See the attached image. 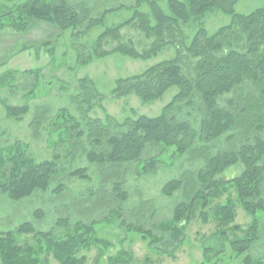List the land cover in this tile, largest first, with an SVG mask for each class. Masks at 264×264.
Here are the masks:
<instances>
[{
	"label": "trees",
	"instance_id": "16d2710c",
	"mask_svg": "<svg viewBox=\"0 0 264 264\" xmlns=\"http://www.w3.org/2000/svg\"><path fill=\"white\" fill-rule=\"evenodd\" d=\"M161 1L135 0L134 7L119 5L93 15L85 3L74 0H24L0 14V33L8 30L24 34L42 23L59 33L72 31L82 35L103 25L107 14L124 8L133 9L128 20L104 28L93 42L91 54L84 59L79 54L77 61L85 65L94 58L114 53L132 60L148 61L163 48L173 47V58L156 63L140 74L116 80L111 96L121 98L133 94L143 104H149L161 99L169 89H177L159 115H133L119 123L102 107L103 97L92 82L88 78L79 79L77 93L70 96V101L76 106L80 120L67 108H60L50 115V110L42 106L34 109L29 124L36 138L47 125L49 135L57 134L58 137L52 145L63 151L51 159L36 162L30 156L28 146L20 140L1 148L0 195L13 202L32 198L39 192L44 194L48 189L61 195L65 189L61 178L89 179L87 169L69 166L79 148L88 166L98 174V192L104 193L106 207L111 206L113 199L120 204L127 200L123 186L128 166L136 165L137 178L146 176L161 164L160 156L171 149L172 159L188 156L192 161L204 162L197 171H187L163 186L161 193L165 197L171 198L176 192H183L185 196L175 205L170 220L152 227L159 235L139 223L127 224L123 219V208L118 205L99 221H78L71 225L67 218L57 219L56 228H64L61 233L37 231L32 223L22 222L14 230L0 231V264H49V256L57 264H85L83 251L99 246L103 253L110 247V243L96 236L94 225L109 223L113 218L120 228L133 231L143 242L148 241L149 247H170L183 241L197 208L200 219L206 223V211L211 202L230 191L235 193V199L227 198L225 203L217 204L213 209L216 229L208 240L217 241L218 247L203 245L204 261L201 264H220L223 260L233 264H264V253L255 255L253 252L257 242L264 246L261 238L264 223L260 224V218L264 217V5L248 15H241L235 12L240 0H166L168 13H165L159 6ZM142 4L148 6V14L139 11ZM214 10L229 16L231 22L210 35L201 20ZM190 21H197L199 25L193 36L187 38L181 27ZM128 27L136 28L151 41L147 48L138 52L132 42H121L120 32ZM108 40L117 44L111 51L103 49ZM42 45L50 48L51 43ZM25 50L23 48L19 53ZM48 51L51 52V48ZM19 74L34 76L37 80L40 72L4 73L0 76V89L17 88ZM60 88L65 89L63 84ZM30 93H34L33 89ZM230 94L234 97L220 107L219 99ZM0 103L8 119L22 121L30 112L25 105ZM95 109L102 112V119L88 117ZM182 109L187 113L179 117ZM193 113L200 117L198 127L189 120ZM221 138L230 142L237 139L240 145L236 151L211 155L209 145ZM62 145H67L66 149ZM149 146L156 147L159 152L142 159V153ZM237 164L242 166L238 176L229 180L221 178L225 170ZM107 184L111 185L110 191L106 190ZM104 205H98L102 213L106 208ZM236 207L250 217L245 228L235 224ZM137 212L133 209L129 214L139 218L141 215ZM33 216L36 220L43 219L42 212L36 211ZM20 237H28L32 243H26ZM101 258L99 254L95 264H99ZM133 261L132 252L122 250L108 257L106 264H133Z\"/></svg>",
	"mask_w": 264,
	"mask_h": 264
},
{
	"label": "rangeland",
	"instance_id": "374dc122",
	"mask_svg": "<svg viewBox=\"0 0 264 264\" xmlns=\"http://www.w3.org/2000/svg\"><path fill=\"white\" fill-rule=\"evenodd\" d=\"M24 0H0V14L7 9H13ZM75 3H85L92 14L97 15L105 9L114 8L119 5L125 7H134L135 0H74ZM185 2V0H177ZM264 0H240L235 6V12L241 15H248L254 10L262 7ZM160 8L168 13L166 0L159 2ZM139 11L148 14V6L142 4ZM133 9L124 8L120 11L109 13L103 21V25L92 28L89 32L82 35L72 31L59 33L53 27L38 23L27 33L16 34L12 31L0 33V76L9 71H29L39 70L38 79L34 76H22L19 74L16 79V86L0 89V102L6 101L12 106H28L30 108L22 121H15L6 118L3 107L0 103V149L11 145L15 140H20L28 146L31 157L36 162H42L51 159L60 151V147H54L51 142H55L57 134L49 135L47 125L40 130V134L33 137L29 127L34 109L36 107H46L53 115L60 108H67L72 116L80 120L79 112L76 106L70 101V96L77 93V81L82 78H88L97 92L103 97L102 107L116 122H122L126 117L133 115H144L146 117H155L159 115L161 109L168 104L172 97L177 93L176 88L169 89L161 99L143 104L135 95L130 94L121 98H113L111 91L115 87V81L125 79L132 75L140 74L150 66L164 60L171 59L175 56L173 47L163 48L155 58L148 61L132 60L118 53L107 55L106 57L94 58L88 64H81L77 61L78 55L84 59L88 56L90 48L98 37L104 31V28L112 27L123 23L132 17ZM201 22L208 34H213L219 28L229 25L231 18L219 11H210L204 15ZM199 22L190 21L181 27L183 34L191 38L197 30ZM57 32V33H56ZM121 42H132L135 49L141 52L147 48L151 41L146 40L136 28L128 27L121 30ZM44 42L51 43L50 48L44 47ZM117 46L116 42L108 40L103 49L111 51ZM23 48L25 52L19 53ZM64 85L65 89L60 86ZM33 89V94H28ZM233 94L221 97L219 106L224 107L227 99L233 98ZM131 111L134 114H131ZM187 112L181 110L179 117L185 116ZM89 118H103L99 109H95L88 116ZM200 117L193 113L190 121L193 126H197ZM184 119V118H183ZM264 137V134H263ZM240 143L235 139L233 141L219 139L209 145L210 154L217 152L236 151ZM66 149L67 145H62ZM149 148V150H148ZM141 155L143 158H149L156 155L159 150L156 147L149 146ZM172 151V149H171ZM166 151L160 156L161 164L156 170L146 176L137 178L135 175L136 165L126 167L125 184L123 191L127 194V200L124 204L112 200L111 206L104 205V193L98 192L100 189L99 177L94 168L89 167L82 150H77V156L74 161L69 163L71 169H87V180L68 177L61 178V183L65 189L61 195H56L48 189L44 194L36 193L32 198L24 199L19 202H13L6 196L0 195V231H11L22 222L32 223L37 231L61 233L64 228H56L57 219H68L70 224L81 221L88 223L92 220L99 221L106 217L108 211L117 205L123 208V219L127 224H140L147 230H152L154 234L159 235V231L152 228L153 226L167 221L172 218L175 205L184 199L183 192H176L171 198L165 197L161 190L165 183L172 179H178L187 171L195 172L204 166L202 160L192 161L188 156L178 159H172V152ZM264 165V160H263ZM242 171V166L237 164L225 170L221 176L224 180L232 179L238 176ZM106 190H111V185H106ZM52 190L54 187L51 188ZM262 199L264 200V182L262 183ZM105 191V192H107ZM229 198L235 199V193L230 191L228 195H223L219 199L211 202L207 209L208 221L202 222L199 217V208L194 212V216L189 221L184 239L180 243H173L170 247H159L157 245L148 246V241L143 242L140 236L133 231H126L120 228L116 218L109 223H98L94 225L96 236L110 243V247L101 252V248L92 247L88 251H83L81 255L86 258L85 264H95L97 256L100 254L99 264H106V259L117 254L119 251L132 252L133 264H201L204 261L202 256V246L216 249L218 242L208 240V237L215 231L216 223L213 219V209L217 204L225 203ZM104 200V201H103ZM104 202V203H103ZM103 204L105 207L100 210L98 205ZM136 209L139 218L129 214L130 210ZM127 210V212H126ZM38 211L43 213V219L36 220L33 214ZM235 224L245 228L250 221L244 211L236 207ZM102 213V214H101ZM264 223V217L260 218V224ZM261 238L264 240V228H261ZM231 238V235L229 236ZM23 238V237H20ZM24 242L32 243L30 238H23ZM153 248L161 250L158 253ZM228 253V250H226ZM253 252L255 255L264 253V246L257 242ZM224 259V258H223ZM49 264H57L50 256L47 259ZM205 264V263H204ZM220 264H233L227 260L221 261Z\"/></svg>",
	"mask_w": 264,
	"mask_h": 264
}]
</instances>
